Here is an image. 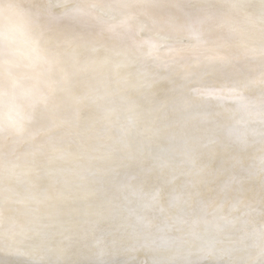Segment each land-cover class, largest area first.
Here are the masks:
<instances>
[{
    "label": "clouds",
    "instance_id": "9594fccd",
    "mask_svg": "<svg viewBox=\"0 0 264 264\" xmlns=\"http://www.w3.org/2000/svg\"><path fill=\"white\" fill-rule=\"evenodd\" d=\"M0 264H264V0H0Z\"/></svg>",
    "mask_w": 264,
    "mask_h": 264
},
{
    "label": "snow or ice",
    "instance_id": "6c2138e0",
    "mask_svg": "<svg viewBox=\"0 0 264 264\" xmlns=\"http://www.w3.org/2000/svg\"><path fill=\"white\" fill-rule=\"evenodd\" d=\"M196 95L204 97H215V98H226V97H236V90L232 88H222V89H212V88H197L194 89Z\"/></svg>",
    "mask_w": 264,
    "mask_h": 264
}]
</instances>
